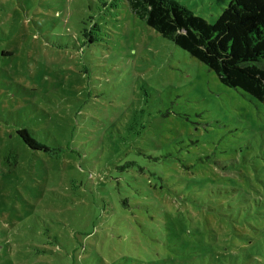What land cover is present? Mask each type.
Listing matches in <instances>:
<instances>
[{"label": "rangeland", "instance_id": "rangeland-1", "mask_svg": "<svg viewBox=\"0 0 264 264\" xmlns=\"http://www.w3.org/2000/svg\"><path fill=\"white\" fill-rule=\"evenodd\" d=\"M0 264H264V102L129 0H0Z\"/></svg>", "mask_w": 264, "mask_h": 264}, {"label": "trees", "instance_id": "trees-1", "mask_svg": "<svg viewBox=\"0 0 264 264\" xmlns=\"http://www.w3.org/2000/svg\"><path fill=\"white\" fill-rule=\"evenodd\" d=\"M129 4L147 26L204 64L224 86L264 102V0H231L212 23L176 0ZM17 135L31 150L50 152L28 129ZM11 152L4 155L5 164Z\"/></svg>", "mask_w": 264, "mask_h": 264}]
</instances>
